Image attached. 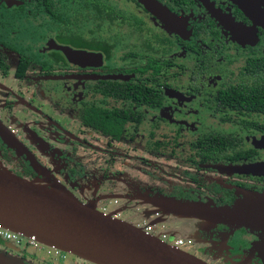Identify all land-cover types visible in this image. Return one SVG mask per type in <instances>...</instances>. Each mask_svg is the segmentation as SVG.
<instances>
[{
  "label": "flooded vegetation",
  "instance_id": "obj_1",
  "mask_svg": "<svg viewBox=\"0 0 264 264\" xmlns=\"http://www.w3.org/2000/svg\"><path fill=\"white\" fill-rule=\"evenodd\" d=\"M157 1L175 26L136 0L153 25L113 0H0V168L133 216L139 192L264 195V0ZM221 50L241 62L227 77ZM200 236L188 251L208 264H264V225Z\"/></svg>",
  "mask_w": 264,
  "mask_h": 264
},
{
  "label": "water",
  "instance_id": "obj_2",
  "mask_svg": "<svg viewBox=\"0 0 264 264\" xmlns=\"http://www.w3.org/2000/svg\"><path fill=\"white\" fill-rule=\"evenodd\" d=\"M136 1L162 23L175 26L173 15L157 0ZM137 199L146 207L145 219L154 218L148 225L164 223L171 216L231 228L264 225L262 194L247 195L231 205L178 200L157 193H144ZM0 228L34 237L46 247L93 264H208L131 223L104 215L94 202L79 201L56 180L24 179L5 168H0ZM6 255L0 251V264H25L19 256Z\"/></svg>",
  "mask_w": 264,
  "mask_h": 264
},
{
  "label": "built area",
  "instance_id": "obj_3",
  "mask_svg": "<svg viewBox=\"0 0 264 264\" xmlns=\"http://www.w3.org/2000/svg\"><path fill=\"white\" fill-rule=\"evenodd\" d=\"M117 208V201L113 200L112 202H109L108 204L102 206L99 208V211L103 213L104 215H110L114 218H121L122 214L121 212H118L116 210ZM136 227L141 228L145 233L150 234L162 242L166 243L169 246L183 249L185 248L190 241H185L184 239H177V238H171L166 230L160 228L159 224L156 225H148L147 223H136ZM0 238L3 241H7L15 245L16 247L22 246L24 243L25 248H31L36 250L38 253L41 251L45 256L51 257L52 259L56 260L57 262L65 261L66 255L64 252H62L59 249H56L54 247H46L42 244H40L34 237H24L21 234L10 232L4 229L0 228ZM24 248V249H25Z\"/></svg>",
  "mask_w": 264,
  "mask_h": 264
},
{
  "label": "crops",
  "instance_id": "obj_4",
  "mask_svg": "<svg viewBox=\"0 0 264 264\" xmlns=\"http://www.w3.org/2000/svg\"><path fill=\"white\" fill-rule=\"evenodd\" d=\"M144 193H153V192H139V195H143ZM157 194H159V193H157ZM160 195H162V194H160ZM166 197L175 198V197H171V196H166ZM175 199L187 200V199H182V198H175ZM113 200H114V198L102 201L100 203V207L108 204L109 202H112ZM192 201H195V200H192ZM204 202H206V201H204ZM122 210H123L122 217L119 219H123L124 217H127L128 219H130L133 216L131 214V212L128 211L127 209H122ZM145 214H146V212H144L143 214L140 215L139 223L150 224V221H152V219H154V218L145 219ZM159 225H160V228L166 230L168 235L169 234H170V236L175 235L178 237L177 239H184L185 241H188V242L190 241V243L185 248H183L182 250L191 254L188 250L192 249L193 244L196 240L201 239V236H200L201 233L208 234L212 230V228H214L217 225H223V224L209 225V224L202 223L200 221H195V220H191V219L175 218V217L171 216L170 218L167 219L166 222L160 223ZM224 226H226V225H224ZM235 229H237V228H235ZM207 239L205 241H208ZM21 250L23 251V249H21ZM19 251H20V248H19ZM26 253H28V255L34 259V261L36 260L37 253H38L37 251H34V250H33V252L27 251ZM39 257L41 258L40 263L42 261L44 262L43 258L41 256H39ZM23 261H24V259H23ZM38 261H39V259L36 260V262H38ZM50 261H52L51 257H47L45 260V262L47 264ZM24 262H26V261H24ZM63 262L64 261H61V262L58 261L57 263H63Z\"/></svg>",
  "mask_w": 264,
  "mask_h": 264
},
{
  "label": "rangeland",
  "instance_id": "obj_5",
  "mask_svg": "<svg viewBox=\"0 0 264 264\" xmlns=\"http://www.w3.org/2000/svg\"><path fill=\"white\" fill-rule=\"evenodd\" d=\"M113 2L116 6L120 7L119 9L122 11L123 14L128 15V13L130 11L132 12V10H134V13L138 14L139 16L146 18L149 25H153L152 21L147 16H145V14L142 13L141 10L134 8L133 5H131L130 2H128V0H113ZM155 29H159V28L156 27ZM221 51L216 53V57H215L216 59L212 60L211 66H213L214 68L216 67V69L220 70L223 73V75H222L223 77H227V75L229 73H231L232 71H234L235 73L238 71L239 67L241 66V62L232 60L230 58H228V59L224 58L228 54H230L231 52L230 51H226V52L222 51L221 52ZM220 57H222V58H220ZM215 74H216V72H215ZM97 208L98 209L100 208V204L97 206ZM116 210L118 212H121V214L123 212V210L121 208H118V207L116 208ZM139 218H140V215H137V216H132L130 219H128L127 217H124L121 220L135 225L137 222H139ZM17 248L24 249L25 248L24 243L22 244V246L17 247ZM33 250L34 249L26 248V251H29V252H31V251L33 252ZM181 250H182V248H181ZM0 251L5 252V251H2L1 249H0ZM34 251H36V250H34ZM6 253H7L6 256H8V257H10L9 255H12V256L14 255L12 253L11 254H9L8 252H6ZM64 254L68 257L73 256L69 253H64ZM39 256H41L44 261L47 258V256H45L43 253H41V251L39 253H37L36 260H38V259L41 260V258ZM73 257H76V256H73ZM30 261H31L30 262L31 264H38V263H35L36 261H34V259H30ZM30 263L25 262V264H30Z\"/></svg>",
  "mask_w": 264,
  "mask_h": 264
},
{
  "label": "trees",
  "instance_id": "obj_6",
  "mask_svg": "<svg viewBox=\"0 0 264 264\" xmlns=\"http://www.w3.org/2000/svg\"><path fill=\"white\" fill-rule=\"evenodd\" d=\"M240 94V91L236 92L235 95Z\"/></svg>",
  "mask_w": 264,
  "mask_h": 264
}]
</instances>
